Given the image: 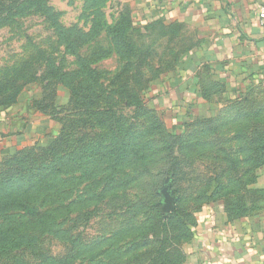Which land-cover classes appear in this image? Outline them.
Segmentation results:
<instances>
[{
    "label": "rangeland",
    "instance_id": "rangeland-1",
    "mask_svg": "<svg viewBox=\"0 0 264 264\" xmlns=\"http://www.w3.org/2000/svg\"><path fill=\"white\" fill-rule=\"evenodd\" d=\"M191 42L137 0H0V106L27 99L47 117L0 156V264H157L181 250L158 192L173 178L193 203L225 171L213 156L234 152L238 128H177L158 110Z\"/></svg>",
    "mask_w": 264,
    "mask_h": 264
},
{
    "label": "crops",
    "instance_id": "crops-1",
    "mask_svg": "<svg viewBox=\"0 0 264 264\" xmlns=\"http://www.w3.org/2000/svg\"><path fill=\"white\" fill-rule=\"evenodd\" d=\"M137 1L146 16L181 26L192 39L175 76L157 95L158 110L175 127L205 121L216 126L222 120L264 114V0ZM21 100L0 106L1 157L25 149L46 128L47 117ZM229 164L251 165L244 157ZM232 180L223 182L229 186ZM242 181L247 187L225 196L234 202L257 199L246 203L245 216L237 217L215 196L190 203L194 225L181 247V264H264V166L248 175L243 172Z\"/></svg>",
    "mask_w": 264,
    "mask_h": 264
},
{
    "label": "trees",
    "instance_id": "trees-1",
    "mask_svg": "<svg viewBox=\"0 0 264 264\" xmlns=\"http://www.w3.org/2000/svg\"><path fill=\"white\" fill-rule=\"evenodd\" d=\"M29 1V0H25ZM5 107V106H1ZM8 107V106H6ZM5 107V108H6ZM34 110L39 111L41 113H46V111L40 109L37 106L33 107ZM223 121V120H222ZM220 121V122H222ZM231 123H234L238 125V128H235V132L233 136V139L235 140V145L234 152H227L223 151L220 153H217L216 156H213V161L222 163L225 162V171L219 174H212L209 176L208 183L206 185V190L204 192L197 191L195 193L196 197L195 200H193V204L204 202L206 200H209L213 196L221 198L225 206L232 212L234 215L237 217L245 216L248 212L246 210V203L254 202L257 199H252L250 200L249 198L243 199V198H237L234 201L228 199L226 195L229 194V192H241L244 187H247V183H243L242 181V173L244 172V175H248L251 173L256 172L258 169H261L264 166V114H253L249 115L247 118L241 119L239 121H230ZM202 127L207 126V124H213V122L210 121H205V122H198ZM189 125V124H188ZM217 128L218 126L214 127ZM176 141L178 143L179 147V153L184 157L190 154V152L193 151V147H185L186 146V141L187 138L178 136L176 137ZM170 148V147H169ZM186 150V152H185ZM23 151V150H21ZM18 151V152H21ZM18 152L13 153L12 155L17 154ZM74 155V154H73ZM138 155V154H137ZM115 161L117 162H123L127 158V154L125 150H122L121 148L118 150H115ZM241 157H244L247 159L249 163H251L250 166H229V163H237ZM229 164V165H228ZM221 165V164H220ZM242 170V171H241ZM227 176L229 180L233 177V180L231 181L230 185L228 186L226 183L223 182L225 179L224 177ZM171 179V190L173 194L177 197V200L175 202V210L169 214L168 217H166L161 208H162V202H161V195L159 194V201H160V206H159V212L163 220L165 221V225L167 229H172L178 233L176 236V240H179V246L182 247L184 242L188 240L191 236V228L194 225V220L193 216L191 214V209L188 207L190 204L187 206L183 203V199L181 196H179L174 189V183L175 179ZM168 180V179H167ZM166 182V181H165ZM165 184V183H164ZM163 184V185H164ZM160 191V190H159ZM210 197H207V194L211 193ZM260 201L264 200V189L260 191ZM199 196V197H198ZM222 196V197H220ZM26 210V209H25ZM31 213L33 212L31 209H27ZM171 235V234H170ZM169 235L171 240V236ZM22 241V240H17ZM7 249H2L0 250V253L6 252ZM164 255L162 258H160L157 262V264H181L184 261V257L181 253V250L176 252V254L171 253L166 249L164 250Z\"/></svg>",
    "mask_w": 264,
    "mask_h": 264
},
{
    "label": "water",
    "instance_id": "water-1",
    "mask_svg": "<svg viewBox=\"0 0 264 264\" xmlns=\"http://www.w3.org/2000/svg\"><path fill=\"white\" fill-rule=\"evenodd\" d=\"M161 195L162 202V212L168 217L171 212L175 210V202L177 197L173 194L171 190V179L166 180L165 184L159 191Z\"/></svg>",
    "mask_w": 264,
    "mask_h": 264
},
{
    "label": "built area",
    "instance_id": "built-area-1",
    "mask_svg": "<svg viewBox=\"0 0 264 264\" xmlns=\"http://www.w3.org/2000/svg\"><path fill=\"white\" fill-rule=\"evenodd\" d=\"M260 20L264 24V10L260 13Z\"/></svg>",
    "mask_w": 264,
    "mask_h": 264
}]
</instances>
